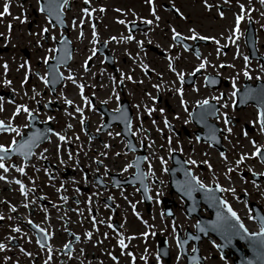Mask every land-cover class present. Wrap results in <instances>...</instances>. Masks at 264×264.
<instances>
[{
	"label": "flooded vegetation",
	"instance_id": "1",
	"mask_svg": "<svg viewBox=\"0 0 264 264\" xmlns=\"http://www.w3.org/2000/svg\"><path fill=\"white\" fill-rule=\"evenodd\" d=\"M263 31L264 0H0V103L19 99L16 83L26 90L41 82L42 95L49 93L42 102L31 97L34 107L27 100L26 106L0 109V145L11 147L32 115L40 122L50 120L54 132L64 120L66 128L88 141L105 144L104 136H116L124 144L129 111L128 128L135 145L146 151L144 164L151 156L150 143L158 147L152 155L159 153L158 159L169 163L174 151L182 155L198 146L234 151L238 131L251 140L261 130L258 120L240 117L241 110L254 107H239L237 93L244 84L264 78ZM40 50L42 59L37 60ZM55 53L60 62L52 92L46 63ZM238 59L245 71L241 77ZM65 109L72 115H47ZM176 141L181 151L171 148ZM95 145L80 157V145L70 144L72 165L64 171L57 165L68 154L60 147L43 150L44 144L27 161L21 154L4 161L10 169L21 168L18 176L0 179V264H264V228L256 244L249 234L254 230L248 224L253 220L248 200L263 212L264 201L238 193L232 205L224 191L222 198L241 224L238 241L220 248L219 239L210 234L198 237L195 220L183 209L188 224H174L170 232L154 229L147 242L139 240L151 248L147 259L120 257L126 244L129 253L139 248L119 239L120 215L127 211L118 205L126 201L132 216L140 218L142 201L124 199L130 185H114L122 178L118 165L117 170L91 172L104 164L93 158ZM79 173L81 179L60 178ZM148 181L156 183L154 177ZM166 191L160 199L166 193L175 196L168 187ZM158 204L164 209L161 200ZM152 205L151 197L148 213ZM66 209L74 211L73 225ZM209 212L203 204L199 208L204 217ZM160 236L166 238L167 256L158 254Z\"/></svg>",
	"mask_w": 264,
	"mask_h": 264
},
{
	"label": "rangeland",
	"instance_id": "2",
	"mask_svg": "<svg viewBox=\"0 0 264 264\" xmlns=\"http://www.w3.org/2000/svg\"><path fill=\"white\" fill-rule=\"evenodd\" d=\"M264 34V31H263ZM30 40H34L31 38ZM240 46L239 49L242 52V46L240 39L237 40V42ZM24 45H27V43H24ZM44 51L40 50L39 53H37V60L42 59V53ZM36 60V59H35ZM239 59L237 60L238 65V75L241 77L242 74L245 72L244 67L239 64ZM32 63L34 64L35 61ZM258 73V72H257ZM256 73V74H257ZM36 76L38 77L39 74L36 72ZM31 83L34 84V82L31 81ZM16 90L20 93L19 99L16 100L13 104H3L0 103V109H8V108H18L20 106H26L27 100H29V103L32 107H34V100L30 99L31 97H35V99H38L40 102L43 100H48L49 93L46 91V95H42L41 91L44 88L43 84L41 82H38L36 86H31L30 89H24L19 83L15 84ZM65 95V93L59 92L56 96L61 99L62 96ZM24 99V103L21 102V100ZM180 110V108H178ZM255 109H244L240 111V117L244 120L246 119H253L254 121L257 120V117H255L256 114ZM59 115L61 119H64V117L67 118V116L70 114L72 115V112L70 110L65 109L64 111H56L54 110L52 113L47 114L52 119H56L55 115ZM44 117V115H42ZM181 119V118H180ZM64 121V120H63ZM61 123L58 121L59 124L56 128L55 133L52 135L50 142H46L44 144L43 150L47 149L48 147L51 148H62L61 151L65 156L68 154V157L63 158L60 160V162L57 165V169H62L61 171H64L65 168L71 169L72 160L69 157L71 155V149L70 144L72 146L80 145L78 146L81 151H79L80 157H84L86 153L82 152L83 149H89L93 145V143H96L93 148L96 149L94 151L93 158L98 157L101 160H103L104 164H102L99 168L92 169L91 172H94V170H100L103 172L106 170V168L112 170H117V167H120L118 170L121 171L120 176H127L129 173L133 172V167L130 165V159L132 157L131 153H127L124 150V144H122L120 137L116 136H104L103 139L105 141L104 143H97L98 141L95 139L94 141H88L87 139L83 138L82 135L74 133L72 129L66 128L65 123ZM247 121V120H246ZM57 132V133H56ZM248 137H242L239 136V131L236 133V140L239 142V146H236V149L234 151H228L225 153H219V152H213L208 150L207 147H201L198 146L197 150H189L188 152L183 151L181 154L186 157V159L191 162L193 165V169L195 171V174L198 176L199 180L202 181L203 184L209 185L211 183H218L221 187L224 189V196L226 199H228L232 205L235 204V199L237 198L238 193L246 192L250 196V199L264 201V182L260 181H252L250 180V175L248 172H254L259 175H264V164H262L258 158L255 155L256 150L259 147H263V134L262 130L257 129L256 133L254 134V137L250 140L249 135ZM171 137V136H170ZM254 139V142H253ZM178 140V139H177ZM185 140V139H181ZM188 141V139L186 140ZM235 141V140H234ZM232 142L235 144V142ZM164 142V141H163ZM163 142L159 143L162 144ZM178 141L173 143L171 148L175 147L178 149L176 144ZM70 143V144H69ZM150 143V142H149ZM186 144V143H185ZM157 143H150V146H148L149 150L153 151V153L150 152V157L146 160L144 167L146 170V177L147 179H152L153 177L156 179V183H151L148 181V185L150 187L151 197H152V209L150 213H146L143 203H142V211L140 213V219H135V216H132L130 211L127 209L129 208L127 206L126 201L120 205H118L119 209L121 211H127L124 213H121V218H123V223L125 226V231L123 232L122 227L119 235V239L125 240L130 242L132 246L135 248H139L138 250H132V252H127V249L124 248L119 251L120 257L125 256H133V258H142L147 259V255H151L152 251L151 248H148V244H142L139 240H147L150 238V236L154 233V229H165L167 228L170 232V226H173L174 224H188V221L185 220L184 213H183V204L181 201H179L176 196L172 197L171 195H168L166 193V197H169L170 199H174L175 201V207L172 206V209L174 208L175 212V220H171L169 218H165L162 216V208L158 204L161 195H163L166 191L167 186V178H166V172L164 171L165 166L169 164L168 160H159V153L157 155L154 154L158 147L156 146ZM235 146V145H234ZM165 147V145L163 146ZM59 148V149H60ZM58 149V150H59ZM163 149V148H162ZM181 151V149H178ZM164 151L165 148H164ZM158 152V151H157ZM90 157L87 159L90 162ZM57 162V161H56ZM82 162V161H81ZM87 163V162H86ZM92 164V162H91ZM20 166H16L14 169H10L8 167L7 163H4L3 160H0V179H3L6 177L7 179L12 175L16 174L18 176V169H20ZM27 169V168H24ZM79 172V171H78ZM246 172L245 176H242V173ZM41 176L44 174L39 173ZM72 177V178H69ZM45 178V177H44ZM47 178V177H46ZM61 179H81L80 173L77 175L68 174L65 176L60 177ZM121 190L118 189L116 192H120ZM128 191H132V194L129 195ZM63 192V191H62ZM137 191L136 185H130V188H127L125 193L126 197L124 196V199L128 197L129 202L135 199H140V193ZM129 195V196H127ZM178 201H177V200ZM240 205H243L242 201L239 200L238 202ZM151 206V204H150ZM141 209L140 207H138ZM127 209V210H124ZM132 209V208H131ZM68 216V224L73 225L72 222V215L74 214V211L71 209H66L64 211ZM142 213V214H141ZM147 215V216H146ZM77 224V223H76ZM75 224V226H76ZM136 231V232H135ZM129 234L128 235H126ZM147 235V236H146ZM172 241H174V238L172 237ZM172 242L171 244H173ZM147 247V248H142ZM175 245H172V248H174ZM145 249V252H140V250ZM119 250V249H117ZM4 255V254H2ZM1 255V256H2ZM91 264L93 262L99 263L101 261L99 260H90ZM90 264V263H89Z\"/></svg>",
	"mask_w": 264,
	"mask_h": 264
},
{
	"label": "water",
	"instance_id": "3",
	"mask_svg": "<svg viewBox=\"0 0 264 264\" xmlns=\"http://www.w3.org/2000/svg\"><path fill=\"white\" fill-rule=\"evenodd\" d=\"M50 65L51 67H50L49 80L51 82V88H53L55 85V82L53 81V75H54V69H55L56 64L54 61H52ZM255 100H256L255 101L256 105L260 109L261 124L264 127V82L262 86H260V91L255 95ZM31 126L34 128V130L28 131L27 134L22 135L21 139L12 147L14 152H18V151L25 152L26 159L29 158L30 154L32 153L33 148H35L40 142L47 140L48 134L52 130L51 127L49 131H43V130L37 129V127L34 126L33 124H31ZM29 135H32V136L36 135V139H35L36 141L32 143L28 142ZM263 152H264L263 150H259L257 152V156L264 163V153ZM176 169L180 170V173H181L180 176L177 177L175 175L174 177L170 179L171 186L176 191L178 192H185L188 190L194 191L195 190L194 188L196 187V189L201 193V197L206 200H211L210 196L208 195V192L214 190L216 191V193H218L220 191L216 185H213L212 188H202L198 186L196 183V179L191 175V172L189 170L184 169V165L183 166L176 165ZM254 177L258 178L257 176H254ZM216 198L219 199L218 196ZM194 201L195 199H192V198L188 199V202H189L188 206H191V204ZM160 246L163 247L164 252L159 251V254L164 253L167 255L166 246L163 243H161Z\"/></svg>",
	"mask_w": 264,
	"mask_h": 264
}]
</instances>
